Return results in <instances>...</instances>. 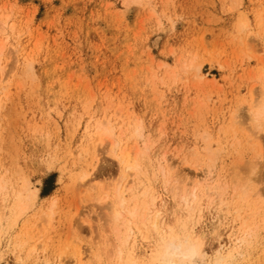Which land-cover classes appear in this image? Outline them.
<instances>
[{
	"label": "rangeland",
	"instance_id": "obj_1",
	"mask_svg": "<svg viewBox=\"0 0 264 264\" xmlns=\"http://www.w3.org/2000/svg\"><path fill=\"white\" fill-rule=\"evenodd\" d=\"M2 8L15 27L9 32L5 53L11 58L0 84L30 69L35 78L14 83L6 97L0 93V184L5 188L0 192V264H99L93 257L99 252L102 264H108L107 254L124 239L122 221L114 229L108 224L114 192L123 185L113 155L124 148V129L115 128L111 142L100 144V136L91 145L86 135L98 123L119 127L126 116L137 121L140 131L131 129L126 145L144 157L127 195L152 190L165 200L171 197L167 187L183 188L164 176L165 159L181 176L206 179L205 168L183 161L184 154L198 148L201 164L213 171L212 180L222 186L229 182L226 199L232 198L234 169L253 157L258 163L253 195L264 198V133L247 144V151L218 141L219 133L236 122L231 117L235 109L241 122L237 128H254L242 111L246 101L261 100L257 76L264 72V22L259 17L264 18V0H0ZM18 45L29 49V69L16 63L12 52ZM184 63L186 68H176ZM192 64L201 65L204 83ZM205 145L213 156L208 162L202 159ZM237 171L242 179L250 176L245 165ZM26 184L37 191L36 199L23 192ZM106 194L111 199L104 202ZM27 196V213L12 217L8 207ZM218 201L209 208L202 197V211L192 213L188 222L193 235H206V259H215L217 250L227 255L239 245L231 232L241 222L235 212L219 211ZM177 205L167 209L162 203L160 208L167 215L186 216ZM27 227L25 240L36 245V254L19 262L14 242ZM257 235V242L238 248L228 264H264V225ZM147 245L137 239L141 257L150 252Z\"/></svg>",
	"mask_w": 264,
	"mask_h": 264
},
{
	"label": "bare ground",
	"instance_id": "obj_2",
	"mask_svg": "<svg viewBox=\"0 0 264 264\" xmlns=\"http://www.w3.org/2000/svg\"><path fill=\"white\" fill-rule=\"evenodd\" d=\"M3 9L4 8H2V11L0 12V27L4 31L3 33H0V81L2 72L11 58V56H6L5 51L8 48L11 38L9 32H13L15 27L13 24L8 23L10 15L4 13L5 9ZM259 17L262 25L264 18L262 15ZM243 25L248 26V22L244 20ZM28 50L27 47L18 45L16 50L12 52L17 58L16 63L22 65L20 66L21 68L24 66L22 69H29L31 67V63L28 62ZM165 66L166 68H171L168 67V65ZM186 67L187 64L184 63L183 67L177 66L176 68L179 69ZM189 67L196 71V77L199 83H204L201 65L192 64ZM34 78L32 69H30L29 74L26 76L24 72L17 76L15 75V78L10 80L6 86H1L2 83L0 84V93L6 97L10 93L12 86L15 85L14 83H17V85L25 84ZM257 80L261 83V100L258 103H255L254 100L251 102L246 101L248 106L242 111L245 113L244 117H246V119L248 118L251 122L252 125L250 127L252 128L254 126L255 129L253 128L251 132L245 128L243 130L238 129L237 124L241 122L237 121L239 115L235 116V109L231 117L236 118V122L231 123L228 130H222L219 133L220 139H218V141L221 145L231 143L237 151L239 149L241 151H247L251 149L248 148L247 144L257 140L259 141V133H264V72L258 74ZM0 97L2 96L0 95ZM136 123L137 121L129 122V116H126V118H124V124H121L119 127L109 123H98L96 129L93 127L89 128L86 135V141L90 142L91 145L99 142L100 136L104 137V139H101L100 144H104L105 140L111 142L115 137V128L120 129L121 131L124 129V148H121L119 154L113 155L119 161L123 185L117 187L114 192V203L111 205L112 212L108 218V224H112V229L116 228L117 224L121 221L124 223V239L121 240L120 244L114 246V250L112 249V251L107 254L109 258L108 264H195L198 261H203L207 264H228L234 256L233 253L237 251L238 248L242 245L254 244L257 242V231L261 225H264V198L260 193H255L253 195L251 183L255 179L256 174L258 175V171L256 172V170H258V163L254 162L253 157L251 158L252 160L248 162L239 163L237 168L234 169V179L232 181V184H234L233 194H231L232 198L230 199L225 198V195H228L229 193L227 190L225 191L224 188H229V182L222 186L221 182L214 179L212 180L211 176L213 171L210 170V165L206 168L201 164V159L199 158L201 154L198 152V148L192 149L190 153L184 154L183 161L186 164H191L197 170H203L205 168L206 171L204 177L206 179L200 180L196 178L191 180L186 178V176H181L177 173L175 167L165 159L163 161L164 166L161 168L164 176L168 179L172 177L176 183H181L183 188L172 187L171 181L167 179L165 182L166 185H171L172 188L170 187L169 189L167 187L171 197H167L165 200L156 196L152 190H144L141 192L134 191L133 195H127L130 192L129 186L135 181V176L138 178L141 171L140 160L144 157V155L140 156L142 152L139 149L138 151L136 149L132 151L126 145V142L132 138L130 130L133 129L136 132L140 131L138 129L139 126ZM244 131H248V133ZM126 133L129 134L126 136ZM94 137L95 139H93ZM96 138H98L99 141L96 140ZM252 146L254 145L252 144ZM201 150L205 152L202 156L203 158L201 157L202 159H205L207 162L213 159V156H211L212 151L208 145L202 147ZM252 152L256 154L257 150L255 147H252ZM237 154H240L237 156L239 160L241 159L242 161L243 157L241 156V153L237 152ZM257 155L258 160L263 159L262 150L259 151ZM236 163L238 162H235V164ZM157 164L161 165V161L158 160ZM240 165L248 167L250 174L248 178H240L239 172L237 171ZM146 172L150 176H155V173L150 168H147ZM88 176V174L82 176V181ZM4 189L3 184H0V192L4 191ZM23 192L31 193L30 196L33 199L37 195V191L31 192V189L27 184L24 186ZM202 197L207 198V205L209 208L219 199L217 203L219 211H222V213L223 210L233 213L235 212L236 220L241 222L238 231L231 232V238L236 244H239L238 247L231 250L227 255L223 254V252L221 253L220 250H217L215 259H206L207 254L204 250L207 244L206 235L201 234L196 236L188 230V222L192 213L194 214L196 211H202L203 209L201 202ZM256 197L259 200H257ZM26 199H28V196L23 200H18V198L14 199L12 205L8 207L12 217L17 215L22 216L27 213L28 203L25 201ZM110 199L111 196L109 194H106L103 198L104 202L109 201ZM162 203H164L165 206L169 203V207L172 203L178 204V208H183L185 212H187V215L183 216L175 211H168L169 215H167V213L160 208V204L162 205ZM168 206H166L167 209H169ZM260 215L261 217L259 218ZM28 231L29 228L27 227L23 233L17 235L14 242V257L19 262L27 259L29 260L30 257H33V255L36 254V245H30V243L25 240V235L27 236ZM137 239L148 243L147 248H150V252L145 257H141V255L137 253ZM102 255L103 254L100 252L93 254V257L99 264L104 262V256ZM77 256L75 257V260L78 258ZM78 260L79 261L77 262L81 263V260Z\"/></svg>",
	"mask_w": 264,
	"mask_h": 264
}]
</instances>
